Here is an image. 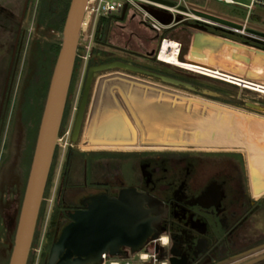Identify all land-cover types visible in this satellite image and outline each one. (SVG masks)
Listing matches in <instances>:
<instances>
[{
    "label": "rangeland",
    "instance_id": "1",
    "mask_svg": "<svg viewBox=\"0 0 264 264\" xmlns=\"http://www.w3.org/2000/svg\"><path fill=\"white\" fill-rule=\"evenodd\" d=\"M187 1L232 17L243 19L246 15L243 7L224 1ZM69 2L70 0L51 1L49 13L44 16L43 21H39L40 3L34 0L28 18L20 23L23 0H0V264H8L14 243L40 118L62 41V27ZM145 7L162 24L174 19L172 13ZM54 14L57 15L54 19L57 25H47L46 21ZM140 17L141 13H128L124 18L98 17L90 22L87 30H81L66 115L59 131L62 139L55 150L27 264H45L54 230L57 226L61 229L68 221L67 212L75 207L79 198L82 200L84 196L103 187L117 190L133 183L141 186L140 181H148L150 176L158 182L164 175L169 177L172 171L185 170L188 165L196 173L201 172L202 165L213 171L217 169L213 162L235 161L233 153L242 155L246 172L249 170L248 162L256 160L257 152L252 149L261 147V137L252 135L256 127L264 134L263 44L238 31L213 25H197L191 20L177 17L175 19L178 23L165 31L171 38L164 42H171L160 48L159 56L163 63L148 56L156 47V37ZM101 18L105 21L100 24ZM249 22L253 24L249 26L250 29H263L264 10L255 8ZM100 26L102 30L97 37ZM255 26L261 28H254ZM180 52L187 60L180 58ZM12 56L13 63H10ZM114 59L126 60L209 88L219 94L214 96L191 91L121 68L98 72L95 77L109 72L135 76L205 102V107L202 104L182 107L181 102L172 104L158 93L146 90L143 87L145 83L137 84L128 77L126 81L115 79L116 82H93L92 89L96 93L100 87L103 92L109 91L115 84L122 90L134 92L131 108L137 122L133 117L131 121L137 127L138 138L155 127L164 129L192 125L197 128L203 117L208 120L211 114L216 113V123L229 125L228 129L233 135L232 142L241 146L237 149H204L139 143H88L85 138L89 136L87 133L92 117L93 90L79 140L72 142L73 122L88 66ZM103 100L105 97L99 102L98 109L104 107ZM215 103L217 107L212 108L213 110L207 108ZM253 122L258 125L254 127ZM95 151L115 153L95 156ZM144 151L156 153H143ZM149 161L157 163L150 165ZM222 166H226V163ZM64 177V186L59 194ZM161 183L164 182H158ZM241 185L240 183V187ZM249 220L253 227H264V210L260 208Z\"/></svg>",
    "mask_w": 264,
    "mask_h": 264
},
{
    "label": "water",
    "instance_id": "2",
    "mask_svg": "<svg viewBox=\"0 0 264 264\" xmlns=\"http://www.w3.org/2000/svg\"><path fill=\"white\" fill-rule=\"evenodd\" d=\"M87 1L70 0L68 5L62 27V41L47 89L8 264L28 263L42 200L58 144L59 131L64 118ZM125 13L126 5L120 17L124 18ZM203 15L231 26L240 27V25L219 16L207 13H203ZM249 31L264 36L262 30L249 28ZM253 40L262 43L264 47V41L256 38H253ZM148 55H152V52ZM114 68L153 77L191 91L219 96L218 93L209 88L126 60L114 59L91 64L86 72L73 122L72 142L76 143L79 140L93 90V82L95 81H115V79L126 81L128 77L137 84L139 82L145 83L143 85L146 87H143L146 90L158 93L172 104L181 102L182 107L185 105L199 106L201 104L205 107V102L197 97L167 90L162 85L149 83L135 76L109 72L95 77L98 72ZM95 93V90H93V97L97 95L96 99L106 97L111 102L114 100L112 102L113 108L100 121L97 118L94 120L89 130V136L85 140L95 144L136 141L138 130L131 121L132 117L135 119L131 108L134 92L122 90L115 84L109 91L103 92L100 87ZM93 97L92 99H94ZM144 97L147 99L146 96ZM98 105L100 104H96V106ZM175 130L174 126L167 127L165 130L155 127L149 132H144L141 138L147 144L166 146L183 144L187 148L194 147L195 140L186 139L188 137L187 131L183 130L185 136H182L185 138L183 139L179 135L180 133H176ZM82 203L85 207L68 211L69 220L52 240L45 264L97 263L101 260L103 252L119 254L123 247L138 250L149 237L155 236L153 231L160 228L161 216L164 214L163 201L135 185L121 187L117 195L109 196L104 192L90 195ZM171 253L170 262L175 264L177 254L175 252Z\"/></svg>",
    "mask_w": 264,
    "mask_h": 264
},
{
    "label": "flooded vegetation",
    "instance_id": "3",
    "mask_svg": "<svg viewBox=\"0 0 264 264\" xmlns=\"http://www.w3.org/2000/svg\"><path fill=\"white\" fill-rule=\"evenodd\" d=\"M33 1L23 0L20 23L28 18ZM51 1L54 0H37L40 3L39 21H43L49 13ZM53 16L46 21L47 25H57L54 23L57 15ZM19 33L20 26L17 41ZM14 52L15 49L13 55ZM13 59L12 56L10 63H13ZM8 78L9 74L7 82ZM1 112L0 107V116ZM253 123L254 127L258 125ZM256 135L261 137V147L252 149L257 156L256 160L248 162L250 172L245 170L242 155L233 153L235 161L213 162L216 164L214 168L217 167L213 171L207 170L205 165L197 173L189 165L185 170L172 171L169 177L164 175L158 180L163 181L161 184L165 186L158 184L152 176L148 181L141 180V186L129 184L163 201L164 214L160 228H156L153 234L163 235L164 242L168 239L170 258L171 252L177 254L175 264H264V227H253L249 223L251 215L260 208L264 210V134L256 127L252 137ZM155 163L157 161H149L150 165ZM223 163L226 166H222ZM64 180L65 177L61 180L59 194ZM119 189L103 187L82 200L79 198L72 210L85 207L82 201L90 195L101 192L109 196L117 195Z\"/></svg>",
    "mask_w": 264,
    "mask_h": 264
},
{
    "label": "built area",
    "instance_id": "4",
    "mask_svg": "<svg viewBox=\"0 0 264 264\" xmlns=\"http://www.w3.org/2000/svg\"><path fill=\"white\" fill-rule=\"evenodd\" d=\"M219 1H224L243 7L246 10V15L243 19H241L220 14L196 4H192L187 0H88L85 8L86 12L88 13L87 27L85 30H87L90 22L95 18H118V16H121L123 8L126 5L125 15L128 13L131 15L141 13V21L149 26L152 32H154L156 36V47L153 49L152 55L149 56L155 58L159 62H163L158 59L159 51L163 42L164 40L171 38L169 35L165 34V31L178 23L177 19H175L177 17L191 20L197 23V25H213L228 29L229 31H238L243 34H247L251 38L264 41V36L249 31V26H253V24L249 22V17L255 8L264 10V0H249L248 3L242 2L240 0ZM145 6L172 13L174 19L170 23L162 24L160 21L151 16ZM203 13L219 16L220 18H224L240 25V27H235L216 21L203 15ZM254 28L261 27L255 26ZM259 30L264 31V28ZM60 139L62 138L58 136V142ZM86 264H171L170 252H168V239L167 242H164L163 235L149 237L144 245L138 250H132L130 247H126L124 250L122 249L119 254L103 252L99 262Z\"/></svg>",
    "mask_w": 264,
    "mask_h": 264
},
{
    "label": "bare ground",
    "instance_id": "5",
    "mask_svg": "<svg viewBox=\"0 0 264 264\" xmlns=\"http://www.w3.org/2000/svg\"><path fill=\"white\" fill-rule=\"evenodd\" d=\"M87 20H88V13L85 10V15H84V19L82 22V29H85L87 27ZM171 40L164 42V45L162 46L165 47L166 44H170ZM175 42V41H174ZM161 48V49H162ZM162 52V50H161ZM160 60V56L158 58ZM239 85V84H238ZM96 94V93H95ZM95 97H93L94 99H92V107H91V113H92V117L91 120L89 122V127H88V132L91 128V124L94 122V120H96V117L98 116V121H100L102 118H104V116L107 115V112L111 111L113 108V103L114 101H110L109 99H107L105 97V100H103V106L100 109H98V106H96V104H99L100 101H102L101 98H97V95H94ZM103 98V97H102ZM216 103L213 105H209L210 107L207 108H215L217 106ZM212 109V110H213ZM212 112V111H210ZM216 117V113L211 114V117L208 118V120H205V118H202V123H200L199 127H194V126H190L187 125L186 127H182V128H175V132L176 133H180L179 135H181V137H185L183 134V130L188 133V137L186 138L187 140H195V144H194V148H204V149H224V148H230V149H237L239 148L241 145L235 144L232 142L233 139V135L230 132V128L228 129L229 125L226 124H218L216 123L217 120H215ZM218 117V116H217ZM167 129V127H164L163 130ZM89 135V133H87ZM191 135V136H190ZM88 137V136H87ZM86 137V138H87ZM182 137V138H183ZM85 138V139H86ZM185 139V138H183ZM87 141V140H86ZM91 143V142H88ZM147 144L145 143L141 137H139L136 141L134 142H122V143H113V144H108V143H100V144H107V145H135V144ZM93 144V143H92ZM95 144V143H94ZM152 145H162V144H152ZM162 146H166V145H162ZM171 146H179V147H186L185 145H171Z\"/></svg>",
    "mask_w": 264,
    "mask_h": 264
},
{
    "label": "trees",
    "instance_id": "6",
    "mask_svg": "<svg viewBox=\"0 0 264 264\" xmlns=\"http://www.w3.org/2000/svg\"><path fill=\"white\" fill-rule=\"evenodd\" d=\"M103 21H105L104 18H101L100 24L103 23ZM101 30H102V28L100 26L99 29H98L97 37H99V33H100ZM58 47H59V45H58ZM181 55L182 54L180 52V58L183 59V60H187V58H185L184 56H181ZM65 115H66V109H65L64 116ZM81 153H83V152H81ZM111 153H115V152H109V151H95V152H93V154L95 156H103V155H108V154H111ZM143 153H156V152L155 151H144ZM237 154H239V153H237ZM58 216H59V210L56 212V215H55L56 220H57ZM59 230H60V228H59V226H57L55 228V230H54V238L57 235V233H58Z\"/></svg>",
    "mask_w": 264,
    "mask_h": 264
}]
</instances>
